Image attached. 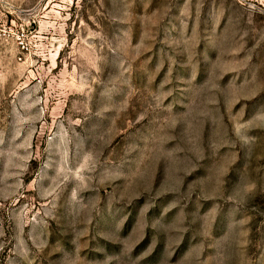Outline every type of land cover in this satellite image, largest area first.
Wrapping results in <instances>:
<instances>
[{
  "label": "rangeland",
  "instance_id": "rangeland-1",
  "mask_svg": "<svg viewBox=\"0 0 264 264\" xmlns=\"http://www.w3.org/2000/svg\"><path fill=\"white\" fill-rule=\"evenodd\" d=\"M0 264H264V0H0Z\"/></svg>",
  "mask_w": 264,
  "mask_h": 264
}]
</instances>
